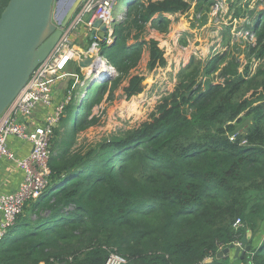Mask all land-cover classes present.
Segmentation results:
<instances>
[{
  "label": "trees",
  "instance_id": "16d2710c",
  "mask_svg": "<svg viewBox=\"0 0 264 264\" xmlns=\"http://www.w3.org/2000/svg\"><path fill=\"white\" fill-rule=\"evenodd\" d=\"M8 1L0 0V15ZM190 8L187 0H133L114 24L115 41L101 44L118 76L95 84L100 94L89 91L80 115L70 79L72 100L51 142L50 184L0 243V264H105L113 250L126 264H233L218 252L248 232L242 261L264 264V239L252 245L264 228V10L248 26L256 35L248 56L263 60L254 73L249 61L222 68L218 54L202 67L193 57L152 120L86 152L72 149L77 134L98 121L88 119L89 109L109 83L112 91L122 85L127 98L146 88L144 76L131 74L144 45L149 69L166 62L157 40L135 35L147 23L167 31V14ZM72 65L75 77L83 76L78 62Z\"/></svg>",
  "mask_w": 264,
  "mask_h": 264
},
{
  "label": "rangeland",
  "instance_id": "374dc122",
  "mask_svg": "<svg viewBox=\"0 0 264 264\" xmlns=\"http://www.w3.org/2000/svg\"><path fill=\"white\" fill-rule=\"evenodd\" d=\"M70 0H56L53 10V21L58 22L64 14ZM191 8L184 14H167L171 20L167 31L160 32L147 23L145 28L137 33L133 31L138 40L155 39L163 50L166 62L158 64L154 69L148 68L149 49L144 45L142 57L138 65L131 70V74L144 76L146 88L143 92L127 98L123 92L122 85L114 91L109 87L103 95L100 103L93 104L89 109L90 115L98 118L96 124L80 131L77 140L72 146L80 151L86 152L97 147L103 141L114 135L124 134L133 130L147 120H152V115L164 97L174 92L180 82V72L189 66L192 58L203 63L202 67L218 54L224 55L221 67L227 66L232 60L239 63V68L245 67L251 62L252 72L257 66L263 64L255 56H248L250 46L256 42V35L249 29L255 17L264 10V0H187ZM131 0H117L113 17L116 22L126 19L127 11L132 4ZM136 39H129L128 43H135ZM83 46L89 47L88 41L81 42ZM113 52V50L111 51ZM227 55V57H226ZM105 56V55H104ZM264 66V64L262 65ZM81 69L83 68L80 66ZM73 65H70L65 81L60 79L61 90L56 93V99L62 101L66 96L71 78H75L74 95L75 102L83 105L78 108L77 115L86 110L90 100L89 91L94 89V98L99 96L96 92L99 84L96 76L87 83L83 70V76L73 73ZM220 71L216 73L218 75ZM118 76V72L111 80ZM107 80L106 82H110ZM216 81H221L217 76ZM62 91V93H61ZM72 93V92H71ZM97 95V96H96ZM73 96V93H72ZM72 100V99H71ZM71 102V101H70ZM69 104V103H68ZM67 104V105H68ZM80 106V107H81ZM66 113V112H65ZM59 124L57 125V128ZM77 150V151H78ZM234 248L232 247L231 251ZM239 251V250H238ZM242 251H239L241 257Z\"/></svg>",
  "mask_w": 264,
  "mask_h": 264
},
{
  "label": "built area",
  "instance_id": "2783aa9c",
  "mask_svg": "<svg viewBox=\"0 0 264 264\" xmlns=\"http://www.w3.org/2000/svg\"><path fill=\"white\" fill-rule=\"evenodd\" d=\"M116 3L117 0H82L68 25L63 28V34L50 55L38 65L26 86L0 115V161L6 156L24 172L18 190L0 193V243L15 225L25 204L39 198L50 184L51 142L55 128L65 115V107L72 99L71 90H67L63 100H57L55 88L60 79L65 80L71 63L79 64L90 56L99 58L101 44H112L115 41L113 11ZM96 20H101L102 24L108 27L103 39L99 36L100 28L93 25ZM93 30L96 31L95 37L86 48L80 42L90 38ZM102 59L105 69L103 74L110 72L104 80L107 81L116 75L117 70L105 56H102ZM85 67L89 68V73L85 75L87 83L94 76H99V69L93 72V62ZM95 81H103V78ZM38 106L51 108V111L43 122L31 124L23 116L31 115ZM11 136L29 142L32 145L31 151L24 157H17L8 147ZM241 225L242 221L238 218L234 226L238 228ZM231 247L241 251L242 241L236 239ZM127 261L126 256L113 250L110 251L105 264H126Z\"/></svg>",
  "mask_w": 264,
  "mask_h": 264
},
{
  "label": "water",
  "instance_id": "95a60500",
  "mask_svg": "<svg viewBox=\"0 0 264 264\" xmlns=\"http://www.w3.org/2000/svg\"><path fill=\"white\" fill-rule=\"evenodd\" d=\"M56 0H9L0 15V115L26 86L34 70L52 52L82 0H70L58 22L53 21ZM103 39L108 27L101 20L94 22ZM93 30L90 39L93 40ZM103 53L79 62L82 67L93 62V72L104 66ZM251 232L242 239L241 259L251 248ZM232 247L218 252L230 254ZM212 260V258H210Z\"/></svg>",
  "mask_w": 264,
  "mask_h": 264
},
{
  "label": "crops",
  "instance_id": "0c3cea01",
  "mask_svg": "<svg viewBox=\"0 0 264 264\" xmlns=\"http://www.w3.org/2000/svg\"><path fill=\"white\" fill-rule=\"evenodd\" d=\"M77 43L78 40H76ZM82 45V43L80 42ZM83 74L86 75V73H89V68L83 67L81 70H83ZM63 80L62 82H64ZM56 86L55 90L56 93L61 90V83ZM62 93V91H61ZM60 97V95L58 96ZM51 111V108H47L45 106H38L37 109L29 116H23L24 119L29 121L31 124H39L45 120V117L47 114ZM8 147L9 149L17 156V157H24L26 156L32 149V145L22 140L18 137L11 136L8 140ZM24 172L23 170L16 165V163L9 159L8 157H3L0 161V193H12L18 190L21 181L23 180ZM2 212L0 211V219H1ZM264 239V228L260 230L252 240L253 246H258L262 243ZM229 257L231 259V262L233 264H244L243 259L239 256V251L237 249H233Z\"/></svg>",
  "mask_w": 264,
  "mask_h": 264
},
{
  "label": "bare ground",
  "instance_id": "6f19581e",
  "mask_svg": "<svg viewBox=\"0 0 264 264\" xmlns=\"http://www.w3.org/2000/svg\"><path fill=\"white\" fill-rule=\"evenodd\" d=\"M103 72H105L104 66H103L102 68L99 69V76H96L97 79H98V78H103V81L107 79V77H108V75L110 74V72L107 71L108 73H104V74H103ZM102 74H103V75H102Z\"/></svg>",
  "mask_w": 264,
  "mask_h": 264
},
{
  "label": "clouds",
  "instance_id": "9594fccd",
  "mask_svg": "<svg viewBox=\"0 0 264 264\" xmlns=\"http://www.w3.org/2000/svg\"><path fill=\"white\" fill-rule=\"evenodd\" d=\"M99 82H104V81H99ZM99 82H98V83H99ZM7 236H8V235H7Z\"/></svg>",
  "mask_w": 264,
  "mask_h": 264
}]
</instances>
